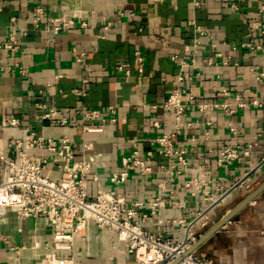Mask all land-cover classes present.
I'll return each mask as SVG.
<instances>
[{"label":"crops","instance_id":"obj_1","mask_svg":"<svg viewBox=\"0 0 264 264\" xmlns=\"http://www.w3.org/2000/svg\"><path fill=\"white\" fill-rule=\"evenodd\" d=\"M232 2L237 6H232ZM263 2L205 0L193 8L192 0H0V41L7 39L12 25L20 38V48L16 53L0 49V65L19 62L25 67L24 73L18 67L0 69V154L11 155L4 144L18 136L22 127L29 125L47 136L69 134L77 150L81 149L83 142H93L102 156L92 170L101 177L115 170L119 157L132 148L148 149L155 136L168 129L174 119V112L165 109L162 103L180 72V67L170 56L180 52L183 45L191 40L193 32L188 24L191 18L215 29L218 37L226 39L227 44L220 45L218 49L232 54L240 64L226 65L221 57H217V64L206 65L207 57L214 51L203 46L197 58L201 73L185 84L206 101L224 100L225 97L219 93L222 86L229 87L233 94L241 92L244 97H264V79L259 80L249 69L254 65L264 69V49L258 53L232 49L248 32L249 22L258 17L257 7ZM37 6L46 9L39 26L32 19ZM131 11L135 14L129 15ZM64 13L80 14L87 27L75 24L54 33L48 17ZM12 16L16 17L15 22ZM104 17L111 22L108 30L104 29ZM73 47L88 53L86 63L92 75L89 83L83 82L85 68L76 61ZM136 50L144 56L143 74L137 70ZM122 62L128 66L119 69ZM186 72L190 74L193 70L187 68ZM58 74L63 76L58 77ZM75 87L82 88L85 94L77 95ZM245 88L251 92L245 93ZM36 101H45L61 109L68 117L69 125L38 120L36 115L43 109L35 105ZM110 104L117 108L116 120L108 123L102 132H84L81 124L91 122L84 118V110L99 107L108 115L106 109ZM156 115L161 119V129L152 126ZM12 118L18 119L19 124H10ZM184 118L194 122L178 137L179 145L187 150L189 158L186 178L203 166L212 175L226 178V186L230 187L232 180L241 177L250 164L258 167L261 163L264 155V106H247L228 115L221 110L202 113L191 105ZM207 119H213L210 127L205 123ZM229 122L238 128L236 134L230 132ZM206 130L210 132L208 138ZM193 136L195 140H192ZM225 139L249 151L242 162L218 165V147ZM33 153L45 154V151L34 150ZM166 162V158L156 155L152 164L156 168L157 164ZM1 169L0 160V173ZM46 169L52 177L60 174L53 161ZM161 177L160 173L141 176L134 172L121 185L129 198L144 203L136 219L148 211L149 203L158 192ZM262 183L264 164L252 173L248 186L230 189L219 203L209 207L207 213L211 220L207 227L201 228L199 222H194L192 229L202 236ZM184 194L187 200L183 205H164L160 215V230L174 243L185 239V228L192 221L191 211L205 209L209 204L201 197ZM171 218L178 221L172 223L169 221ZM154 219L156 217L143 221V227L154 230ZM262 228L264 189L194 251L205 253L216 264H264ZM0 232L10 236L9 241L0 238V264H41L44 254L52 247V229L44 216L21 219L13 209H9L0 219ZM37 241H40V246L34 249ZM58 254L71 256L72 264H131L135 259V254L115 230L105 229L99 233L94 224L89 225L86 236L75 238L71 250H59Z\"/></svg>","mask_w":264,"mask_h":264},{"label":"built area","instance_id":"obj_2","mask_svg":"<svg viewBox=\"0 0 264 264\" xmlns=\"http://www.w3.org/2000/svg\"><path fill=\"white\" fill-rule=\"evenodd\" d=\"M205 0H192V7L197 8ZM232 6H237L232 2ZM258 17L249 22L248 32L232 46L233 50L245 49L252 53H258L264 49V2L257 7ZM131 11L129 15H134ZM46 15V9L37 6L33 12V22L39 26L41 19ZM12 21L16 17L12 16ZM51 30L54 33L78 24L81 28L87 27V22L81 20L80 14H61L48 17ZM104 29L110 28L111 22L104 17ZM192 28V38L186 42L180 52L172 54L171 59L180 67L175 85L162 106L174 112V119L168 129L158 133L152 145L148 149L140 146L134 147L130 152L122 154L116 165V169L109 175L101 177L93 172V165L97 164L102 152L97 150L94 143L85 141L80 150L74 146L72 137L67 133L58 136H47L41 130L33 126L21 128L18 136L14 137L4 146L10 149L11 155L0 154L2 169L0 173V219L4 217L9 209H13L17 217L26 219L30 217L44 216L50 223L52 229L51 249L47 251L41 264H72L71 256H60L59 250H71L76 237L86 236L89 225H96L98 232L103 233L105 229L117 232L118 237L125 242L129 250L135 254L131 264H164L170 263L181 256L201 233L192 229L194 222H199L201 228L207 227L210 222L208 209L220 202L226 193L233 188L248 186L251 175L264 164V155L261 163L257 166L249 165L241 177L232 180L230 187L226 186V178H219L204 168L198 167L196 174L185 177L189 170V158L187 150L179 145L178 137L183 129L191 128L193 120L185 119L186 110L194 105L202 113H211L215 110L231 115L240 108L247 106H264V97L248 95L244 97L241 92L232 93L231 89L222 86L219 93L224 100L206 101L194 93L185 83L193 80L195 75L201 73V64L197 58L203 46H207L214 52L206 59V65L218 63L217 57L222 58L226 65L238 66V60L232 54H225L218 49L220 45L227 44V40L217 36L215 29L198 23L195 18L188 20ZM167 44L166 42H164ZM20 48V38L17 29L12 25L7 39L0 41V49L8 50L10 54L16 53ZM76 61L85 68L84 83L92 80L91 70L86 63L88 53L73 47ZM139 74H143L144 56L140 50L134 53ZM128 63L122 62L119 69H124ZM18 67L24 73L25 67L19 62L0 65L1 70H10ZM191 68L192 73L186 69ZM256 74L259 80L264 79V69L258 65L249 68ZM129 73V70H125ZM58 77L63 76L58 74ZM77 95H84L85 91L80 87L74 89ZM42 92V90L40 91ZM245 93L251 92L249 88ZM35 105L43 111L37 114L40 121H54L61 126H68L69 119L59 108L46 103L36 101ZM156 107V105H155ZM99 107L84 110V118L91 121L82 123L84 132H102L108 123L116 120L117 108L110 104L106 109ZM12 125H18L16 118L9 120ZM207 126L213 124V119L205 121ZM152 126L161 129L162 122L159 116H154ZM229 130L236 134L238 128L228 123ZM209 137V130L205 132ZM195 140V137H192ZM34 150H43L45 154L33 153ZM249 151L240 144H231L228 139L221 142L217 151L218 165H232L242 162ZM156 155L166 158V163L152 164ZM53 161L56 170L60 173L58 177H52L47 172L49 163ZM146 176L154 173L162 175L158 182V192L149 203L148 211L142 212L139 208L144 203L139 199L129 198L121 189L132 173ZM185 192L192 197H201L209 204L205 209L193 210L192 221L185 228V239L174 243L160 230L161 211L164 205L171 204L181 206L187 200ZM153 220L154 230H146L142 222L149 218ZM172 223L177 219L171 218ZM264 236V228L260 229ZM0 238L9 241L10 236L0 232ZM40 246V241L35 242L34 249ZM35 251V250H34ZM178 264H216L214 260L203 252L192 251L183 256Z\"/></svg>","mask_w":264,"mask_h":264},{"label":"water","instance_id":"obj_3","mask_svg":"<svg viewBox=\"0 0 264 264\" xmlns=\"http://www.w3.org/2000/svg\"><path fill=\"white\" fill-rule=\"evenodd\" d=\"M264 189V183H262L259 187H257L250 195H248L245 199H243L236 207H234L230 212H228L226 215L223 216V218L213 227H211L206 233H204L199 239L194 242L181 256L175 258L173 261L167 264H178L183 256L189 254L190 252L194 251L199 245L214 231L219 229L221 226H223L226 222L232 219V217L250 200H252L254 197H256L262 190ZM163 262L162 264H164Z\"/></svg>","mask_w":264,"mask_h":264}]
</instances>
